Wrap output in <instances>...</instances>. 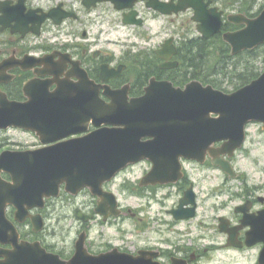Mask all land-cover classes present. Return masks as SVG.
Masks as SVG:
<instances>
[{"label": "flooded vegetation", "instance_id": "1", "mask_svg": "<svg viewBox=\"0 0 264 264\" xmlns=\"http://www.w3.org/2000/svg\"><path fill=\"white\" fill-rule=\"evenodd\" d=\"M217 1L214 0L216 4ZM140 5L139 11L143 13L145 9L143 4ZM112 9L110 3L96 4L95 0H0V94L9 102L29 106L30 109L33 104L52 96L67 82L71 84L67 87L74 90L79 83L80 69L86 72L89 80L109 86L111 90L129 86L131 97L142 94H138L143 87L140 76L147 77L152 73L158 80L165 79L164 72L157 66L147 70L145 62L139 61L138 69L131 71V56L116 57L102 49H92L91 31L98 23L103 25L110 22L111 16L101 15L111 14ZM103 66L110 70L108 74L115 75L106 82L101 80ZM122 66L124 69L119 70ZM158 72L161 74L158 75ZM103 99L107 100L105 97ZM1 103L0 98V106ZM47 107L43 110L51 115L56 103L51 102ZM35 108L42 109L39 105H35ZM37 139L33 133L1 127L0 153L4 150L40 148ZM223 145L220 142L215 147L220 152L219 157L231 163L236 174L234 178L216 167L211 155H207L203 163L181 161L178 178L168 167L158 178L169 182L153 184L147 182L152 163L143 161L121 173V179L104 185L105 192L117 195L119 191L122 192L118 196L119 218L109 216L105 221V215H98L96 210L101 200L90 191L84 190L78 196L71 197L62 188L59 197L47 199L42 208L30 211L31 217L41 216L45 222L40 232L33 230L31 217L27 218L26 227L16 226L25 240L38 241L51 251L62 253L65 252L60 248L59 231L70 232V247L66 244L70 251L65 253L68 256L66 259L73 255L75 241L81 233L86 234V246L93 255L112 248L119 253L133 255L147 251L156 254L154 261L161 264H171L173 261L179 264H205L207 254L212 256L217 249H226V253L239 252L230 247L232 244L243 246L242 250L246 251L249 229L241 228L244 218L242 210L245 208L246 214L253 215L264 211V186L251 187L248 175L239 169L240 153L223 155ZM4 177L9 180L7 176ZM183 201L193 204L184 205L179 212V205ZM69 206H72V210H69ZM60 209H65V214L59 215ZM190 209H193L191 218H176L175 213L187 215ZM14 213L15 210L9 207L7 215L12 220ZM79 213L83 217H90L89 220H80ZM51 221L57 222L56 229H52L55 226L50 225ZM127 221L134 225V229L126 230L120 226ZM151 224L155 225L151 229L153 232L157 229L161 231L159 237L153 236L152 231L144 230ZM114 225L119 226L115 229L122 233L119 244L112 236L108 239L103 235L97 238L102 233L101 228ZM221 225L233 234L222 233ZM135 226L139 227L138 232ZM129 234L136 239L133 248L128 246ZM261 247L259 244L252 250L259 251Z\"/></svg>", "mask_w": 264, "mask_h": 264}, {"label": "water", "instance_id": "2", "mask_svg": "<svg viewBox=\"0 0 264 264\" xmlns=\"http://www.w3.org/2000/svg\"><path fill=\"white\" fill-rule=\"evenodd\" d=\"M178 8L186 10L187 5L180 4ZM201 19L197 13L195 20ZM209 19L213 21L212 28L206 20H203V26H199V31L207 38L219 30V19L217 23ZM236 21L245 22L248 27L240 33L225 36V40L233 47V54L264 44V13L252 22L240 18ZM168 49L171 47H166ZM159 54L163 56L164 52ZM170 85L154 83L143 99L130 103L124 93H112L109 94L113 100L110 105L98 101V91L85 93L80 90L77 108L79 118L74 124H78L82 114L85 128L79 132L87 131L88 118L96 126L122 128L100 129L82 139L58 144L40 153H14L1 157L0 242L13 243L15 250L0 253V256L6 257L0 264H139L137 260L120 261L119 258H111V255L91 256L85 248L83 236L78 240L76 254L69 262L48 254L38 245L19 244L15 229L5 221V206L10 204L18 208L17 218L22 221L26 217V206L31 208L36 205L30 201L57 195L63 183L72 193L83 187H92L97 176L107 178L129 162L141 160L142 150H152L154 154L151 158L165 165L173 157L172 153H176L172 150L189 155L222 140H229L225 152L232 153L242 146L248 123L259 122L264 125V74L233 94L215 91L212 87L205 88L198 82L188 84L185 91H174ZM91 97L95 99L87 100ZM212 114L219 117L211 118ZM172 117L176 123L167 119ZM180 118L187 122L183 121L179 125L177 121ZM162 119H165L163 124L157 122ZM71 125L63 123V137L77 133L68 130ZM178 126L182 131L179 128L171 131L170 128ZM51 127L53 132L56 131L57 126ZM147 136H153L155 140L141 144V139ZM218 164L227 168L225 163ZM4 171L11 175L13 184L2 180ZM261 216L264 220V214ZM35 224L36 230H40V221ZM9 231L13 236L9 237ZM253 234L264 243L261 228L253 229L248 235L249 239ZM248 245L252 246L251 243ZM259 263L264 264V249Z\"/></svg>", "mask_w": 264, "mask_h": 264}, {"label": "rangeland", "instance_id": "3", "mask_svg": "<svg viewBox=\"0 0 264 264\" xmlns=\"http://www.w3.org/2000/svg\"><path fill=\"white\" fill-rule=\"evenodd\" d=\"M110 15L111 14H104L101 15V17ZM186 17L189 18V16ZM181 18L182 17H178L170 20L162 18L155 23H149L148 25L143 26V28L141 29L122 27L121 21H119L120 23L118 22V26L112 25V27L110 26V23H106L103 25L98 23L91 31V39L93 42L92 49L95 51L102 49L105 52L115 53L116 56H119L123 50H129L133 47H136L137 49L145 48L148 47V43H150L152 46L157 45L162 42L163 39H167L172 35L171 31H167L168 27L170 25L178 24V22L182 20ZM170 29L173 30V26H170ZM152 35H154L155 37L151 38V40H145ZM225 86L229 88L230 91L232 90V87L227 86L226 84ZM248 135L249 138L248 142L245 145V149L238 156L240 158L239 169L248 175V184L251 187L264 186V132L261 129L260 125L253 124L248 129ZM69 205H71V202ZM69 210H72V206H69ZM60 214H65V209L60 210L59 215ZM51 224L55 226L52 229H56L57 222L51 221L50 225ZM120 226L126 230L134 229V225L128 221L125 223H121ZM118 227L119 226L114 225L112 227L106 226L105 228H101L102 233L98 234L97 238L99 239L101 235H103L105 239H108L110 236H112L116 239L114 240L115 243L119 244L120 242L118 239L122 235V233L119 230L115 229ZM135 228L138 232L139 227L135 226ZM144 230L152 231L153 236L155 235L156 237H159L158 235L161 234V231H159V229L153 232V230L149 229V227H146ZM58 235L60 236L58 240L61 241L60 248L62 247V251L68 253L70 251V245H68L70 243L69 240L71 239L70 232L60 229ZM134 245H136V239L130 236L128 240V246L133 248ZM207 256L209 255L207 254ZM257 257V250L239 253L219 252L212 254L211 258L208 257L205 261V264H212L211 259H214L218 264H257Z\"/></svg>", "mask_w": 264, "mask_h": 264}, {"label": "trees", "instance_id": "4", "mask_svg": "<svg viewBox=\"0 0 264 264\" xmlns=\"http://www.w3.org/2000/svg\"><path fill=\"white\" fill-rule=\"evenodd\" d=\"M263 49L261 47L233 58L219 37L211 41L184 39L179 45L178 58L189 77L180 79V75L175 73L172 77L178 78L180 85L190 79L200 80L224 91H227L223 89L225 84L232 90L239 89L260 76L262 69H259V63L262 62L264 67V53L258 56Z\"/></svg>", "mask_w": 264, "mask_h": 264}]
</instances>
